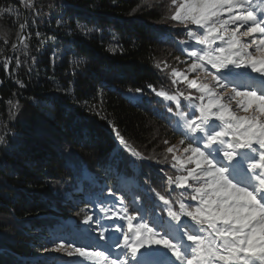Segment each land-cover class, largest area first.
Masks as SVG:
<instances>
[{"label": "trees", "instance_id": "16d2710c", "mask_svg": "<svg viewBox=\"0 0 264 264\" xmlns=\"http://www.w3.org/2000/svg\"><path fill=\"white\" fill-rule=\"evenodd\" d=\"M34 2L40 10L36 17L35 9L17 0H0V8L20 13H0V65L13 55L22 62L15 68L13 61L12 75L0 67V137L5 141L0 143V264H82L78 257L43 249L60 240L86 246L94 239L93 228L97 237L104 228L114 231L119 219L100 211L101 206L119 208L107 195L109 188L125 198L130 211L134 200L144 207L156 230L171 222L156 192L177 200L184 191L167 185L165 172L179 173L164 159L165 149L182 137L178 116L168 111L175 105L148 85L169 94L188 91L171 82L172 68L186 67L176 56L186 59L177 48L185 47L180 40L187 30L167 19L175 8L172 0ZM25 19L37 21L26 29L27 48L17 39ZM13 43L19 45L16 50ZM137 88L143 92L136 93ZM17 102L19 107H12ZM114 127L146 158L120 145ZM93 206L100 217L88 210ZM86 214L99 225L84 224ZM121 225L126 230V221ZM103 242L109 246L115 239Z\"/></svg>", "mask_w": 264, "mask_h": 264}, {"label": "snow or ice", "instance_id": "6c2138e0", "mask_svg": "<svg viewBox=\"0 0 264 264\" xmlns=\"http://www.w3.org/2000/svg\"><path fill=\"white\" fill-rule=\"evenodd\" d=\"M17 2L35 9L32 16L40 15L34 0ZM172 4L175 8L167 19L187 31L180 40L185 47L177 48L186 59L176 56L186 67H173L171 82L184 84L188 91L169 94L148 85L157 97L175 105V111L172 107L168 111L178 116L182 137L179 144L163 143L169 145L164 159L179 173L173 177L165 172L166 183L184 191L177 200L156 192L171 222L156 230L144 207L134 200L130 211L125 198L109 188L107 195L119 208L101 206L100 211L108 219L126 221V230L124 225L114 229L122 242L116 240L106 252L60 240L51 249L44 247L45 252H64L92 264H264V88L243 82L249 71L264 77V0H172ZM13 12L20 15L18 9L0 8L6 15ZM36 22L25 19L18 25L17 39L24 48L30 36L26 29ZM80 31L87 34L83 28ZM19 45L13 43L11 49ZM13 61L15 68L22 67L15 55L0 65L9 75ZM73 63L79 66L82 61ZM165 67L171 66L165 62ZM12 107H19L18 102ZM113 130L132 156L146 158L118 129ZM83 223L99 225V220L86 214ZM107 231L100 230L98 239L106 241ZM153 246H163L170 258L158 260L159 248ZM112 249L119 254L113 256Z\"/></svg>", "mask_w": 264, "mask_h": 264}, {"label": "rangeland", "instance_id": "374dc122", "mask_svg": "<svg viewBox=\"0 0 264 264\" xmlns=\"http://www.w3.org/2000/svg\"><path fill=\"white\" fill-rule=\"evenodd\" d=\"M194 75V74H193ZM250 77V78H249ZM243 82H245L246 85H250L253 87L252 84H256L259 85L261 88H264V77H259L258 74L256 73H250V71L246 74V77L243 79ZM90 212H96L99 214L98 217L101 216V213L99 212L98 208L96 206H93L91 209H88ZM101 221L104 223L105 221L102 219V217L100 218ZM119 221V225H121V221L122 220H118ZM93 232H89V234L93 235V240H90L89 243L86 245L88 246L89 249H97V250H105L106 252L109 250V247L107 246V244H105L103 241L99 240L98 237L96 236V234L94 233L96 231V228H93ZM77 233L79 235H81V231H77ZM107 233V237L108 238H114L115 241L116 240H120L122 242V236L119 233H115V231H110V232H106ZM114 234V236L112 235ZM54 237H51L52 241L54 240ZM79 239V238H78ZM153 247H157L159 248V253L157 255V259L163 261L165 259V261H167L170 258V255L167 256L165 254V249H163V246H153ZM112 255H118V251L116 249H112ZM163 254L164 257L161 255ZM54 256H62V257H67V255L64 252H55L54 251ZM174 259V258H172ZM80 260L82 261V258H80ZM59 264H70L69 260L68 261H63V262H58ZM82 264H92L91 261L88 260H83Z\"/></svg>", "mask_w": 264, "mask_h": 264}, {"label": "water", "instance_id": "95a60500", "mask_svg": "<svg viewBox=\"0 0 264 264\" xmlns=\"http://www.w3.org/2000/svg\"><path fill=\"white\" fill-rule=\"evenodd\" d=\"M19 43V42H18Z\"/></svg>", "mask_w": 264, "mask_h": 264}]
</instances>
